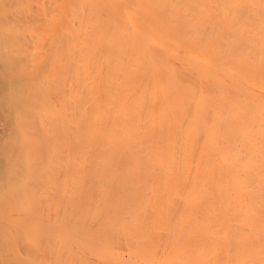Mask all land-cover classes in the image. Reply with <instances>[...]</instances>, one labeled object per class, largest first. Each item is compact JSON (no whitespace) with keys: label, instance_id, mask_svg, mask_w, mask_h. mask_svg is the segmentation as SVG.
<instances>
[{"label":"bare ground","instance_id":"1","mask_svg":"<svg viewBox=\"0 0 264 264\" xmlns=\"http://www.w3.org/2000/svg\"><path fill=\"white\" fill-rule=\"evenodd\" d=\"M39 1L0 44V264H264V0Z\"/></svg>","mask_w":264,"mask_h":264},{"label":"rangeland","instance_id":"2","mask_svg":"<svg viewBox=\"0 0 264 264\" xmlns=\"http://www.w3.org/2000/svg\"><path fill=\"white\" fill-rule=\"evenodd\" d=\"M60 1H61V0H60ZM62 1H63V0H62ZM72 1H74V0H71V1L69 0V4H71ZM83 1H84V0H83ZM86 1H87V0H86ZM86 1H84V3H85ZM88 1H89V0H88ZM88 1H87V2H88ZM90 1H91V0H90ZM37 2H38L37 4H39L40 1L37 0ZM142 2H144V0L140 2L141 4H140V3H139V4L142 5V7H143L144 5L142 4ZM59 3H60V2H59ZM62 3H63V7H62L63 10L60 9V8L58 7L60 10H62V11L60 12V14L58 15L59 17H58V19H57V20H58V21H57V27H58V30L56 31V27H55V30H54V31L58 32V33H59V37H60V36H62V34L60 35V32H59V31L61 30V33H63L64 37H66V36H65V32H66V29H68V28H65V27H68V24L66 25V21H67V19H66V18H67V10L70 11L69 9H70L71 7L69 8V4H68V5H66V6H68L67 9L64 10V3H65V2H61L60 4H62ZM79 3H81V2H79ZM84 3L82 2V4H84ZM37 4H35V0H0V28H1V30L3 29L2 31L0 30V31H1V34H0V35H2V32H3V31H4V33H6V34H7V32H8L7 35L3 34V35H4V38H5V36H6L7 38H11V39H12V38H13V35L11 36V34H12L11 31H13V34H14V32H16V30L18 29V31H17L18 34H17V33L14 34V35H15L14 37H17V38H18V37H20V36H23L24 38H26V40H27L28 38H30L29 35L26 36L25 34H26V33L28 34L27 31L29 30V29H28L29 24H31L30 26H32V23H33V22H32V19H34V18H33V17H34V14L38 11V9L41 8L40 6L42 5V2L40 3V5H39L40 8H38V9H37L38 6L35 7ZM57 4H58V3H57ZM66 4H67V2H66ZM82 4H80V7L82 6ZM49 5H50L51 7H54V6L56 5V0H52L51 3H50ZM71 5H72V4H71ZM71 5H70V6H71ZM31 6H32V7H31ZM58 6L61 7V5H59V4H58ZM73 6H74V3H73ZM42 7H45V6L42 5ZM74 7H75V6H74ZM77 7H78V5H77ZM80 7H79V8H80ZM65 8H66V7H65ZM68 8H69V9H68ZM75 8H76V7H75ZM75 8H73V9H75ZM138 8H139V10L143 11V10H142L143 8H142V9H140V7H138ZM138 8H137V9H138ZM153 8H155L156 11H158V12H156V13H159V14H160V12H159L160 8H159V10H157V8L154 7V6L152 7V9H153ZM30 9H31V10H30ZM41 9H42V8H41ZM43 9H44V8H43ZM45 9H46V8H45ZM73 9H72V11H73ZM123 9H125V8H123ZM149 9H150V8H149ZM155 9H154V10H155ZM35 10H36V12H35ZM56 10H57L58 12L60 11V10H58L57 8H56ZM121 10H122V9H121ZM126 10H127V9H125L124 12H126ZM32 11H33V12H32ZM40 11H41V10H40ZM40 11H39V12H40ZM42 11H43V10H42ZM44 11H45V10H44ZM47 11H48V10H47ZM47 11H45V12H46V13H45L46 15H47ZM54 11H55V9H53V11H52V13H53V16H52V17H54V18L56 19L57 16L54 14ZM57 11H56V12H57ZM72 11H71V13L75 14V12H77L78 10H77V8H76V11H75V12H72ZM80 11H81V10H80ZM160 11H161V10H160ZM154 12H155V11H153V12L151 11L150 13L153 14ZM29 13H32V14H33V16H31L32 14L30 15V16H31V21H30V22H32V23H30V22L28 21ZM41 13H43V12H40V14H41ZM71 13L69 12L68 14H71ZM80 13H81V12H80ZM156 13H155V14H156ZM36 14L38 15V12H37ZM36 14H35L36 19H40V20H41V18L43 19L44 16H43L42 14H41V16H42L41 18H38L40 14L38 15V17L36 16ZM43 14H44V13H43ZM45 14H44V15H45ZM76 14H77V13H76ZM76 14H75V16H77ZM121 14H123V10H122ZM152 14H151V15H152ZM51 15H52V14H51ZM78 15H79V14H78ZM81 15H83V13H81ZM81 15H80V16H81ZM147 15H148V14H147ZM47 16H48L47 18H49V15H47ZM73 16H74V15H73ZM75 16H74V18H75V19L77 18L76 20H78L79 18H78V17H75ZM121 16H122V15H121ZM156 16L158 17V19H160L159 16H158V14H156ZM156 16H155V17H156ZM70 17H71V16H70ZM141 17H142V15H141ZM143 17H145V16H143ZM152 17H154V15H152ZM152 17H150V18L152 19ZM45 18H46V17H45ZM47 18H46V19H47ZM147 18H149V17H147ZM29 19H30V18H29ZM50 19H51V18H50ZM50 19H49V20H50ZM151 19L149 20L150 22L152 21ZM25 20H27V22H29V24H27L28 26L25 25V22H26ZM43 20H44V19H43ZM47 20H48V19H47ZM52 20H53V19H52ZM52 20H50V21H52ZM70 20H71V19H70ZM146 20H148V19H146ZM36 21H37V20H36ZM44 21H45V20H44ZM50 21H49V22H50ZM54 21L56 22V20H54ZM149 21H148V23H150ZM34 22H35V19H34ZM41 22H43V21H41ZM41 22L39 21V24H40ZM47 22H48V21H47ZM47 22H46V23H47ZM49 22H48V23H49ZM52 22H53V21H52ZM55 22L52 23V24H53V27H52V28H54V26H55V24H56ZM70 22H71V21H70ZM70 22L67 21V23H70ZM77 22H78V21H77ZM77 22H76V26H75V28H74L75 20H73V23L71 22V24H69V26L72 25V24H74V25H73V27L70 26L69 29L72 28V29L75 30V29L78 27V25H79V24L77 25ZM44 23H45V22H44ZM44 23H43V24H44ZM48 23H47V24H48ZM11 24H12V25H11ZM39 24H38V22H37V24L34 23V25H35L34 29L37 27V29L39 30L40 26H41V28L43 29V27L47 25V24H45V25L43 26L42 23H41L40 26H39ZM80 24H81V23H80ZM82 24H83V23H82ZM150 24H151V23H150ZM37 25H38V26H37ZM12 26L17 27V29L15 28L16 30H15V29L12 30V29H11ZM49 26H50V23H49ZM5 28H8V30H7V29L4 30ZM29 28H30V27H29ZM41 28H40V29H41ZM46 28H47V30H49L48 27H45V29H46ZM81 28H82V27L79 26V28H77V29H80V31L78 30V31H76V32H81ZM37 29H36V30H37ZM72 29H71V30H72ZM36 30L34 31V32H35V33H34L35 35H36ZM30 31H32L31 28H30ZM40 31H42V30H40ZM40 31H39V33H40ZM67 31H68V30H67ZM159 31H160V30H159ZM43 32H44V30H43ZM45 32L47 33V31H45ZM70 32H74V31H70ZM70 32H68V33H70ZM179 32H180V31H179ZM183 32H184V31H183ZM183 32H182L181 34H183ZM161 33H164V34H165L164 31H163V32L161 31ZM9 34H10V36H9ZM29 34H30V32H29ZM31 34H32V33H31ZM37 34H38V32H37ZM43 34H44V33H43ZM43 34H41V35H43ZM73 34H74V33H73ZM73 34H70V37H69L70 39H71V37L73 36ZM77 34H78V33H77ZM77 34H74V35H77ZM158 34H159V33H158ZM158 34H157V36H158ZM177 34H178V33H176V35H177ZM16 35H17V36H16ZM39 35H40V34H39ZM39 35H37V36L39 37ZM54 35H57V38H58V34H53V36H54ZM79 35H80V34H79ZM161 35H162V34H161ZM161 35H159L160 38H161ZM167 35L169 36V34L166 33L165 37H166ZM8 36H9V37H8ZM80 36H81V35H80ZM157 36L154 37V38L157 39ZM159 36H158V37H159ZM162 36H163V35H162ZM23 37H22V39H21V37H20V39H19V38H18V39L13 38V39H15V40H13V39H12V40H11V39H7V38L4 39L3 37H0V38H3V39H0V44L2 43V45H3V43H8V42H9V44H8L9 47H7V48L10 49V46H12V45H13L12 47L15 46V47L17 48V47L21 46V45L24 43V42H23V39H24ZM31 37H34V35L31 36ZM38 37H36V38H38ZM64 37H63V38H64ZM75 37H76V36H75ZM36 38H34V39H36ZM39 38H41V37H39ZM57 38L54 36L55 42H57V41H56ZM60 38H62V37H60ZM72 38H74V36H73ZM152 38H153V37H152ZM163 38H164V37L161 38V41L163 40ZM167 38H168V37H167ZM174 38H175V37H174ZM54 39H53V40H54ZM70 39H69V41H71V43H73L72 40H70ZM6 40H7L8 42H6ZM30 40H32V38H30ZM37 40H38V39H37ZM63 40H64V39H63ZM63 40H62V41H63ZM65 40H68V38H66ZM65 40H64V41H65ZM157 40H158V39H157ZM169 40H170V39H169ZM174 40H176V39H173L172 41H174ZM178 40H179V39H178ZM1 41H2V42H1ZM24 41H25V40H24ZM27 41H28V40H27ZM33 41H34V40H33ZM35 41H36V40H35ZM35 41L33 42L34 44H35ZM50 41H51V40H50ZM64 41H63V42H64ZM176 41H177V40H176ZM25 42H26V41H25ZM29 42H30V41H29ZM53 42H54V41H53ZM63 42H62V43H63ZM67 42H68V41H67ZM67 42H66V43H67ZM158 42H160V41L158 40ZM168 42H169V41H168ZM30 43H31V42H30ZM49 43H51V42H49ZM62 43H61V44H62ZM71 43H70V44H71ZM74 43L77 44V41H75ZM188 43L190 44V42H188ZM10 44H11V45H10ZM24 44H25V43H24ZM189 44H188V46H192V45H189ZM67 45H69V44H67ZM74 45H75V44H74ZM168 45H169V48H170V46H172V45H170V44H168ZM184 45H185V44H184ZM4 46L6 47V45H4ZM4 46H3V48H4ZM75 46H76V45H75ZM15 47H14V48H15ZM21 47H22V46H21ZM21 47H19V49H20ZM68 47H69V46H68ZM70 47H71V46H70ZM185 47H186V46H185ZM192 47H193V46H192ZM1 48H2V47H1ZM63 48H65V44H64V47H63ZM182 48H183V46L181 47V49H182ZM5 49H6V48H5ZM5 49H4V50H3V49H0V51H2L3 54H5L7 51L9 52L8 49H7V51H6ZM72 49H73V47H72ZM75 49H76V48H75ZM190 49H191L190 47H189V49L186 47V50H185V48H184V50H182V55H183V56H181V57L186 56L185 54H186L188 51H190ZM10 50H15V49L11 48ZM29 50H30V49H29ZM65 50H66V48H65ZM73 50H74V49H73ZM20 51H21V50H20ZM20 51H18V52H20ZM51 51H52V50H51ZM63 51H64V50H63ZM169 51H170V49H169ZM4 52H5V53H4ZM8 52H7V55H11V54H9V53H11V51H10L9 53H8ZM12 52L14 53V51H12ZM16 52H17V51H15V54H12V56H13V55H16V54L18 53V52H17V53H16ZM180 52H181V51H180ZM51 53H53V51H52ZM51 53H50V54H51ZM134 53H135V50H134ZM64 54H66V52H65ZM167 54H168V53H167ZM169 54H171V52H170ZM0 55H1V56H4V55H2L1 53H0ZM7 55H6V56H7ZM73 55L75 56L76 53L73 54ZM77 55H79V54H77ZM77 55H76V57H77ZM83 55H84V54H83ZM133 55H134V54H133ZM171 55H172V54H171ZM171 55H170V56H171ZM16 56H17V55H16ZM164 56L166 57V55H164ZM167 56H168L169 59H170V56H169V55H167ZM4 57H5V56H4ZM76 57H75V58H76ZM81 57H83V56H81ZM102 57H103V55H102ZM131 57H132V55H131ZM162 57H163V56H162ZM11 58H12V57H11ZM11 58H9V59H11ZM14 58H15V57H14ZM14 58L11 59V60H14ZM73 58H74V57H73ZM78 58H79V57L76 58L77 61H79ZM171 58H172V60H171V59H170V60L173 61V64H172V62H171L170 64L176 66L177 64L175 65L174 63L177 62V61H179V60H178V59H175V58H174V60H173V56H171ZM184 58H185V57H184ZM162 59H163V58H162ZM164 59H165V58H164ZM99 60H100V58H99ZM183 60H184V59H183ZM183 60H181V61H183ZM35 61H36V60H35ZM75 61H76V60H75ZM174 61H175V62H174ZM73 62H74V60H73ZM159 62H160V61H159ZM159 62H158V64H159ZM169 62H170V61H169ZM179 62H180V61H179ZM183 62H184V61H183ZM75 63H76V62H75ZM77 63H78V62H77ZM180 63H182V62H180ZM182 64H184V63H182ZM182 64H181V65H182ZM50 65H51V63H50ZM76 65H77V64H76ZM179 65H180V64H179ZM181 65H180V66H181ZM74 66H75V65H73V67H74ZM144 66H145V65H144ZM154 66H155V65H154ZM156 66H157V65H156ZM156 66H155V67H156ZM177 66H178V65H177ZM73 67H71V68H73ZM76 67H77V66L74 67L75 70H76ZM77 68H78V67H77ZM150 68H151V67H150ZM150 68H147V69H150ZM156 68H157V67H156ZM177 68H178V67H177ZM152 69H153V68H152ZM178 69H179V68H178ZM150 70H151V69H150ZM71 71H74V69H73V70L71 69ZM161 75H162V73H161ZM161 75H160L159 79L156 78V79H157V80H156V81H157V82H156L157 84H158V83L160 82V80H161V77H162ZM164 76H165V74H163V77H164ZM163 77H162V78H163ZM58 78H59V76H58ZM143 78H144V76H143ZM61 79H63V80L65 81V78H61ZM140 79H142V77H140ZM163 79H164V78H163ZM158 80H159V82H158ZM138 81H139L138 85H139V84H142V82H144L143 80H137L134 84H136ZM140 81H142V82H140ZM161 82H162V81H161ZM138 85L136 84V86H138ZM138 87H140V85H139ZM101 88H102V87H101ZM103 88H104V87H103ZM134 88H135V91H138V90H136V89H138L137 87H134ZM100 91H101V93H102V92L104 93V91H102V90H100ZM66 92L69 93L68 91H65V93H66ZM67 93H66V94H67ZM64 96H65V94H64ZM100 96H101L100 99H101V98H102V99L104 98V97H102V96H104L103 94H100ZM158 96H160V94H159V95L157 94V97H156V98H159ZM66 97H67V96H66ZM102 99H101V101H102ZM159 99H161V98H159ZM157 100H158V99H157ZM157 100H156V101H157ZM156 103H158V101H157ZM156 103H155V104H156ZM155 104H153L152 107L154 106V107L156 108V106H157L158 104H157L156 106H155ZM158 106H159V105H158ZM158 106H157V107H158ZM157 109H158V108H157ZM155 112H156V110H155ZM82 250H83L84 253H86V252H85L86 250H84V249H82ZM119 250H120V249H119ZM119 250H118V251H119ZM122 250H123V251H122ZM122 250H121V253H120V252L118 253V251H117V253L122 255V254H123L122 252L127 251V250H124V249H122ZM79 251H80V250H79ZM99 251H100V257H99ZM74 252H75V253H74ZM74 252H73V255L76 254V253L78 252V250L76 249V251H74ZM80 252L83 253L82 251H80ZM80 252H79V253H80ZM87 252H88V251H87ZM97 252H98V253H96V254H98V255H97V261H98L99 258H100V260H101V258H102V257H101V254L103 253V255H105V254H104L105 252H104V251L102 252L101 249L97 250ZM4 253H5V252H4ZM79 253H77L76 256H78V255L81 254V253H80V254H79ZM115 253H116V252H115ZM115 253H114L113 256H111V259H112V260H113L114 258H116L117 256H119V257L121 256V255H117V254H115ZM124 253H126V252H124ZM127 253H128V252H127ZM149 253H150V252H148V253L145 252L144 255H143V254H140V256L143 255V256H144V257H142L143 260L148 259V260L151 261V262L153 261L152 263H156V262H157V263H162L164 260L167 261V258H164V260H163V259H160L159 256H155L154 259H153V258L150 257V256H154V255L152 254V255L149 256ZM1 254H3V253H1ZM11 254H12V253H11ZM15 254H16V251H15ZM15 254H13V255L15 256ZM106 254H107V253H106ZM82 255H83V254H82ZM145 255H146V257H145ZM1 256H2V255H1ZM1 256H0V258H2L4 255H3L2 257H1ZM6 256L9 257L8 255H6ZM14 256H13V257H14ZM74 256H75V255H74ZM114 256H115V257H114ZM7 257H6V259H7ZM10 257H11V256H10ZM10 257H9V259H10ZM98 257H99V258H98ZM112 257H114V258H112ZM156 257H157V258H156ZM144 258H146V259H144ZM162 258H163V256H162ZM3 259H4V258H3ZM11 259H12V257H11ZM11 259H10V260H11ZM39 259H40V260H39ZM43 259H44V258H43ZM10 260H9V261H10ZM38 260L41 261V258H39V257H38V259L35 258V260L33 261L34 264H35V263L38 264ZM45 260H47L46 257H45ZM45 260H44V261H45ZM148 260H147V261H148ZM162 260H163V261H162ZM3 261L5 262V260H3ZM7 261H8V260H6V262H7ZM12 261H13V260H12ZM95 261H96V258L94 259V262H95ZM6 262H5V264H7ZM13 262H14V261H13ZM13 262H11V263L9 262V263H10V264H14L15 262H14V263H13ZM46 262H47V261H45L44 263L47 264L48 262H47V263H46ZM64 262H65V260L63 261L62 264H64ZM98 262H99V261H98ZM164 262H165V261H164ZM164 262H163V263H164ZM9 263H8V264H9ZM39 263L44 264V263H43V260H42V262H39ZM110 263H111V262H110ZM82 264H83V263H82Z\"/></svg>","mask_w":264,"mask_h":264}]
</instances>
